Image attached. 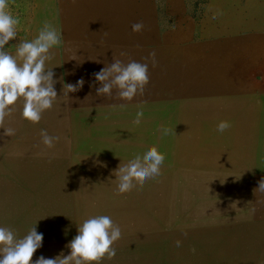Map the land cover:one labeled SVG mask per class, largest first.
Returning <instances> with one entry per match:
<instances>
[{"label":"rangeland","instance_id":"obj_1","mask_svg":"<svg viewBox=\"0 0 264 264\" xmlns=\"http://www.w3.org/2000/svg\"><path fill=\"white\" fill-rule=\"evenodd\" d=\"M172 1L146 0L144 25V19L132 15L138 12L134 3L126 0H8L10 12L19 19L17 37L6 46L10 53L18 43L34 39L46 23L57 29L62 40L51 50L53 58L46 65L54 68L61 96L34 126L38 130L23 129L28 121H20L18 103L0 127V159L15 158L16 150L27 149L24 145L35 140L40 144L36 154H48L55 161L47 164L50 174L36 173L46 168L35 164L31 175L16 171L14 178L9 171L2 178L3 166L11 164L0 163V225L22 237L37 224L44 238L33 260L41 255L55 258L61 251L67 255L65 246L77 235V225L107 214L122 234L113 245L116 256L102 264H264V191L256 190L264 180V34H236L251 21L233 16L205 19L209 35L201 33L204 27L192 24L189 34L177 36L181 28L175 17H169ZM196 14L184 22H197ZM257 20L256 26L264 28V16ZM68 21L72 32L66 31ZM136 23L144 26L139 32L132 30ZM217 39L248 49L177 52L169 48L207 46ZM113 59L148 64L149 83L142 94L131 100L113 98L115 90L113 97L97 96L99 84L92 74ZM81 78L82 89L69 93V98L62 95L64 84ZM220 78H224L221 83ZM224 84L237 88L225 93L229 100L220 98L217 106L201 101L210 92L223 91ZM138 111L144 115L136 124ZM241 115L247 122L238 121ZM223 120L231 127L219 133L217 124ZM5 128L13 129L14 135H4ZM164 128H170L166 136L160 131ZM41 130L59 137L52 148L42 144ZM150 144L165 154L161 174L134 182L129 192L119 194L113 171L121 161L142 155ZM58 155L67 160L75 156L76 178L54 170ZM24 164L31 165L27 160ZM41 185L65 187L61 189L68 192L73 186L78 191L38 194ZM20 186L33 189L29 204L38 201L52 207L47 215L57 214V222L6 219L23 213L9 211L20 205L21 195L15 190L13 197L5 193ZM10 197L16 201L9 202Z\"/></svg>","mask_w":264,"mask_h":264},{"label":"clouds","instance_id":"obj_2","mask_svg":"<svg viewBox=\"0 0 264 264\" xmlns=\"http://www.w3.org/2000/svg\"><path fill=\"white\" fill-rule=\"evenodd\" d=\"M18 25L19 19L10 12L8 0H0V127L12 115L18 102H23L21 118L37 124L43 113L51 109L61 96L55 87L58 81L54 78V68L46 66L53 58L51 50L62 43L60 33L46 23L34 39L18 43L15 52L10 53L6 46L16 39ZM143 27L142 23H136L132 30L139 32ZM150 55L154 57L155 53ZM92 75L95 83L99 84L97 96L113 97L115 90L113 98L131 100L138 92L142 94L149 83V66L135 60L124 64L113 59L111 64ZM84 83L81 78L75 84H64L62 95L69 98V93L79 91ZM143 115V111L136 113V124L141 122ZM230 127L231 123L223 120L217 124V131L223 133ZM161 131L162 135L169 134L167 128ZM4 135L12 136L14 130L5 128ZM40 135L42 144L49 149L59 140V137L48 135L46 130H41ZM164 161L165 154L154 146L145 148L142 155L127 163L121 161L113 171L117 192H129L134 182L142 183L158 177ZM256 190L264 191V180L259 182ZM36 225L22 237H18L10 227L0 225V264H102L105 258L112 260L116 256L117 249L113 245L122 234L121 227L114 223L111 215L93 216L77 225V235L65 246L69 250L67 255L61 251L55 258L41 255L33 260L34 253L43 246L44 238ZM179 246L180 241H177Z\"/></svg>","mask_w":264,"mask_h":264},{"label":"crops","instance_id":"obj_3","mask_svg":"<svg viewBox=\"0 0 264 264\" xmlns=\"http://www.w3.org/2000/svg\"><path fill=\"white\" fill-rule=\"evenodd\" d=\"M129 1L130 3L132 2V4L134 3L133 6H136V8L138 9V12H134V14L132 15H136L138 16V18H142L144 19V25L147 24V18L145 19V11H147L145 9V6L143 5V3H145L146 0H126ZM171 8V12L169 13V17H175L177 19V25L181 28V30H179L176 34L177 36L179 34L181 35H187L189 34L190 28L192 24H196L200 27H204L206 30H201V33H207L209 35V31L208 29L209 27V22H207L205 19H210L213 18L214 15H216V19H223V18H230V17H238L241 19H245L248 20L250 19V22H244L245 25L243 28H240L238 30H236V34H264V28L259 29L258 26H256L257 22H259L257 20V18H259V16H264V0H173L171 2L170 5ZM195 12H197L196 16L199 17L197 20V22H184V20L189 19L190 14H194ZM153 15V12L151 13ZM154 16V15H153ZM155 17V16H154ZM204 20V21H203ZM257 20V21H256ZM223 20H220V24H222ZM255 21V22H254ZM264 20H262L261 23H263ZM255 25L254 28L252 27V25ZM264 24V23H263ZM192 28H195L192 26ZM196 32L198 31L200 33V29L199 30H195ZM195 32V33H196ZM200 33V34H201ZM256 46V44H255ZM257 47V46H256ZM171 51H186V50H192L193 48L198 49V50H215V49H219V50H223V51H229L232 50V48H235V50H247L248 48L245 46H243V44H223L220 46H203V45H198V46H171L169 47ZM247 48V49H246ZM139 51L142 49L143 52V48H138ZM141 52V51H140ZM226 55L231 56V53H226ZM177 56H179V54H177ZM140 57V54H139ZM232 64V62H228L226 63V65ZM231 66V65H230ZM178 70V68H176V71ZM22 104L23 102L20 101L18 102V106H20V108H22ZM18 114L21 116V111H19L18 109ZM20 121H23L24 119H22L21 117ZM25 122H27L26 120H24ZM20 123V122H19ZM23 124V123H20ZM36 124L33 123H26L23 126L24 130H38V125L36 127H34ZM151 131V130H150ZM30 144L28 145H24V147H28L27 153H23L26 150L25 149H18L16 150L17 152H19L18 154H16L15 158L12 159H8V160H3L0 159V163H6V164H11V166H3V175L2 178H4L6 176V173L8 174L7 171H9V173H11L12 178L17 177L15 176V172H22V173H28L26 175H31L32 172H30V170H32L33 168H36L34 166H36L35 164H37L38 166H42L44 168H46L44 171H42V169H39L38 171L36 170V173H41L43 174L45 172L50 174L51 172V166L47 165L51 162H55V161H51L50 160V156H48V154H36L37 152H39V147L40 144L35 141V140H30L29 142ZM150 146H153L150 144ZM23 147V145L21 146ZM161 147V145H159V148ZM25 150V151H24ZM47 150L44 151V153H46ZM226 151H229V149H226ZM22 154V155H20ZM174 154H175V150H174ZM52 159V158H51ZM62 159V161H61ZM66 159V160H65ZM75 159V156L72 157L70 160H67L66 156H61L58 155V160H56V162H58V167L56 169H54L55 171H57L58 173H60V171H63L64 176L69 175V178H76L78 175L76 174H72V170L73 167L76 166L73 165L74 163H72V161ZM30 162L31 165L26 166L24 163L26 162ZM61 162H63L61 164ZM67 163V164H66ZM72 163V164H70ZM13 164V165H12ZM45 165V166H44ZM2 168V167H0ZM29 168V169H28ZM39 168V167H37ZM53 168V167H52ZM42 171V172H41ZM66 172L69 174H66ZM19 174V173H18ZM19 176V175H18ZM67 178V177H66ZM73 185V184H72ZM74 186V185H73ZM72 186V187H73ZM44 187V188H43ZM71 187V190L68 192L67 190H62L61 188H65V187H61V186H56L54 188L51 187H45L43 185L40 186V188L38 190H36L38 194H43L45 193V195H60V194H72L74 195L75 193H77L76 189L73 187ZM76 187V186H75ZM77 188V187H76ZM14 190L15 192H17L18 195H21L20 198V204L19 206H17L16 208L11 207V209H9V211H14V212H19L22 211L23 213L21 215H17V214H12L10 216V218H6L9 220H26L27 222H48L46 221L47 219H50L51 221L49 222H57L54 221L56 218H54L55 216H57V214H50L47 215V213H51L52 211V207L50 206H44L43 204H40L38 201H36L35 203H33V205L28 203V199L31 197V195L33 194V189L26 187V186H20V187H15V188H11L10 190H8V192H5L6 194H11V197H13L14 194ZM43 190L45 192H43ZM43 196V195H40ZM8 199L9 202H14L16 201L15 199L11 198ZM16 203V202H15ZM37 209H36V208ZM118 208V207H117ZM123 208L125 210H128L131 212L130 206L127 204L123 203ZM19 210V211H16ZM49 210V212H48ZM31 212V213H28ZM54 218V219H52ZM130 218L131 216L128 217L127 215V219Z\"/></svg>","mask_w":264,"mask_h":264},{"label":"bare ground","instance_id":"obj_4","mask_svg":"<svg viewBox=\"0 0 264 264\" xmlns=\"http://www.w3.org/2000/svg\"><path fill=\"white\" fill-rule=\"evenodd\" d=\"M137 10V9H136ZM103 21V20H102ZM66 31H68V32H72V30H73V26H72V24H71V22L70 21H68V22H66ZM221 34H218L217 35V37H219ZM223 35V34H222ZM101 38V37H100ZM102 39V38H101ZM104 40H106L105 38H104ZM219 43H225L224 41H222V40H216L215 42H210V45L211 46H213V45H216V44H219ZM224 80V78H220L218 81L221 83L222 81ZM237 90V88H235V87H233L232 85H230V84H224L223 85V91H220V93H216V92H210L206 97L204 96V97H202L201 98V101L203 102V103H205V104H207V105H215V106H217V100L218 99H220V98H227L226 96H225V93L227 94V92H235ZM222 96V97H218V96ZM228 95V94H227ZM217 96V97H216ZM203 99V100H202ZM228 99V98H227ZM229 100V99H228ZM213 101V102H212ZM250 101V100H249ZM212 102V103H211ZM231 102V101H230ZM250 103V102H249ZM229 104V103H228ZM230 105V104H229ZM233 106H235V105H233ZM232 106V107H233ZM231 107V106H230ZM244 116H246V115H241V116H238V121L239 122H243V121H245L244 120ZM245 122H247V121H245ZM161 125V124H160ZM153 126V125H152ZM157 128V127H156ZM170 129V128H169ZM161 131V130H160ZM174 140L175 141H178V135H176L175 137H174ZM175 141H171L173 144H174V142ZM177 143V142H176ZM177 145V144H176Z\"/></svg>","mask_w":264,"mask_h":264}]
</instances>
